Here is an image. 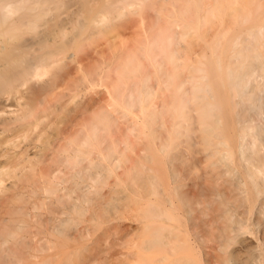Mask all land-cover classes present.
<instances>
[{"label": "rangeland", "instance_id": "rangeland-1", "mask_svg": "<svg viewBox=\"0 0 264 264\" xmlns=\"http://www.w3.org/2000/svg\"><path fill=\"white\" fill-rule=\"evenodd\" d=\"M62 1L63 3L59 7H56L53 3L49 4L46 14H44L41 19V24L67 26L66 28L70 34L77 33L80 37L79 42H73L71 46H69V51L85 55L94 54L95 56V61L93 63L96 67L95 80L90 81L91 66H86L85 71H83L80 106L84 108V112H86L85 110L88 107H86L85 104L90 96L96 94L94 96H97L98 102L103 99L98 106V124L100 125H97V137L100 143H98V139L96 141L99 144V149L96 150L97 145H95L96 149L91 148L92 150L90 149L89 151H97V153L92 152L93 154H91L90 152L87 154L89 156L87 157V155H85L84 159H86L83 160L85 171L83 175L87 177L86 174H88V180L83 176V180L85 181L82 180L79 184V187L81 185L82 187H66L67 189L62 190V192L61 190L57 191L58 193L61 192L62 195L59 194L62 199L58 198V201H56V196H54L53 193V195L51 194L52 196L50 195L49 197L51 199H46V201L43 202L44 205L46 202H53L54 204H51L52 209H58L55 213L53 212L54 209L52 210L50 208L52 210V214L50 215L53 218L51 219L54 220V218H56L53 222L50 221L51 223L49 225L52 224V227H56L57 224L55 222H58L57 220L60 221V219L67 218L69 221L66 219L65 226L67 227L66 231L69 229L68 235L70 232L72 233L78 230L79 226V230H81L83 226L82 229L85 230L86 225V229L88 230H85L84 233L92 230L87 234L85 233V237L81 236L82 239H79V241L66 237L65 256H69L66 257L67 259L64 264H71V262L72 264H82L81 261L84 262L83 264H89L90 259H88V257L93 259L90 264L94 262L103 264V259L104 264L110 263L109 261H111V259L113 263L117 262L116 264H118L119 261L120 264H124L123 259H125L124 262L126 261V264H225V243L231 245L229 247L227 245L230 251L235 248V250H238V252L236 250L238 255L243 253L240 255L241 257L237 255L238 259H234L235 261L231 260L232 263L230 260L227 261L228 264H234L236 260L239 261V259L241 263L237 261V264H264V235H262L264 234L262 233L264 230V226L262 227V225H264V211H260L264 210V207L261 209V207L264 206V157L261 160V164L257 157H254L255 161L252 162V160H254L253 158L246 160V157L243 156L245 154L241 155V153H239L235 145L239 125L233 123V127L229 126L230 129L226 128V130L230 132L231 135H229L231 137L227 136L224 138L225 144L228 143V145H220L219 150L221 152L230 151L231 147L234 153L232 154V152H230L232 156L226 159L225 162L217 164L216 166L211 165L215 157L207 156L205 153L206 151L201 149L202 145H198L199 148H197V153H193V151L185 149L183 146L184 143L179 144L181 149L186 150L185 156L191 165V173H185L186 176L184 175V177L186 178H184L182 182V184H184L180 189L189 200V206L188 204L183 205L177 188L170 183L169 174L175 166L174 163H172L171 159L157 147L159 141L158 133L160 131L162 134L165 132L164 128L169 125H167L165 121H167L168 118H172L170 115V104L167 102L168 98L166 99V93H170L173 88V83H171L172 78L168 81L170 89L163 88V80L165 79L164 73L172 75L173 64L171 61L165 60L160 53L162 46L161 37H163L167 31L170 33L176 32L180 35V38L176 41L174 46L177 49V56L179 55L177 60L179 62V69L182 71L181 73L183 75L188 73L189 67L195 65L198 59H201L203 63L207 64L206 66H209L210 68H208L211 69V67H214L212 62L217 55L220 57L221 65L225 67V36L222 38L217 48L214 46V43L217 40L218 32H220L224 26L228 33H232L233 30L236 29L237 31L240 30H238L235 23L230 22L231 19H229V15L225 14V8L228 7L227 11L231 12L234 8L242 7L244 1L142 0L140 3L129 4L121 13L109 19L92 23L84 29L79 28L78 21L80 18L84 19L88 12L80 5L78 0ZM99 1L100 0H91V3L96 5ZM217 1H221V4H218L219 6L221 5L220 9L215 5ZM259 3L261 8L264 9V0H259ZM73 10L75 12H73ZM182 10H184V12H182ZM212 11L214 12L213 14L211 13ZM150 13L153 15H150ZM126 32H128V34ZM103 44L105 45L103 46ZM150 47H154V51L157 53L150 55ZM260 49L261 51L264 50V36L261 40ZM194 59L196 61H194ZM134 65H137L136 71L132 76H126L125 72ZM149 71H151V73ZM208 73H210L208 76H210L209 79L216 91L222 95V98L225 97L226 99L224 83L220 79L218 80L222 73L221 70H208ZM217 74H219V76H217ZM257 81L263 82L262 85L264 84V81H262L259 76ZM92 82L95 83L92 84ZM142 85L147 88V91H151L147 98L145 94L140 95L138 92ZM217 85H219V87H216ZM261 89L262 90L259 92L264 94V86H262ZM128 94H133V96L135 95L138 97V101L134 102V105L133 103H125ZM163 96L165 97L163 98ZM157 102H161L163 105L158 103L160 105L159 107V105L157 106ZM66 104H69V106L67 105V107L65 105L64 109L58 113L57 123L65 118L70 120L73 116V108L77 107L75 106V100L72 101L71 99ZM87 104H89V101ZM84 105L85 107H83ZM69 107L72 108L70 109ZM158 107L161 108V110L159 109L158 111ZM68 108L71 111L68 110ZM7 109L11 110L13 107L9 106ZM76 110L77 108H75V111ZM263 110H261V112H263ZM150 112L154 113L152 124L149 123V119L151 118L149 115ZM158 112H160L159 115ZM261 112L259 113L263 115L264 112ZM108 113H111L112 117L114 115V118H111V114H109V116ZM194 113V111L190 112L191 115ZM254 113L255 112L250 111L245 115L246 124H250V120H253L251 125L253 122L254 124H259V121L264 118L263 115V117L258 120V116L256 117V113ZM256 115L259 114L257 113ZM164 117L168 118L165 119ZM228 119L231 120V117H228ZM228 119L226 118V108H224V123H227ZM111 120L113 121L111 122ZM191 121L192 118L191 120L188 119L186 122L191 123ZM62 122H60V124ZM157 122L160 123L158 124ZM168 122L170 123V120ZM66 123H62L61 125L58 124L59 128ZM160 124L162 126H160ZM227 125H229V123ZM126 127L129 129H126ZM132 127L138 129L132 132V130H134ZM140 127H142V130H139ZM122 128H125L126 131L128 130L127 132L130 134L127 135L128 133L126 134V131H123ZM86 129L87 128H85L84 131L85 135L88 136L86 139L90 141L89 137H91V135ZM114 130L115 132H113ZM122 131L125 134H123ZM139 132H142V135ZM115 134L119 137H114ZM118 134H121V136ZM117 138L120 139L117 140ZM184 138L185 137L182 135L176 140L181 142ZM218 140L221 142L220 139H215L216 142ZM258 140L255 141V147H257L258 153H261L260 155L262 156L264 153L262 154L260 150L262 149L264 152V141L262 140L259 142ZM259 143H261V148L258 145ZM191 153H193V155ZM94 154L95 156H93ZM94 158L95 161H97L95 169L93 168L94 163H92V167H89L91 165L89 164L90 162H88L90 161L89 159L94 160ZM248 162L251 165L247 164ZM94 171L96 172L95 174H93ZM181 171L185 172V168L182 167ZM89 172L92 174H89ZM97 172L98 179L94 176L97 175ZM137 174L139 175V180H137ZM149 174L156 179L153 185L154 188L152 185L150 186L151 183L148 182L147 179L146 183L144 181L139 183L140 179H143V176L146 175L147 177ZM253 174L256 176L251 177ZM262 177L263 179H261ZM89 178L92 180L95 178L97 181L93 180V182ZM144 185L146 188L147 186L150 187V189L146 190ZM59 194H57V196ZM74 204L80 207H77L79 208L78 210L76 209L77 211H75V207L72 209ZM41 207L43 208L42 205ZM41 207L39 208V212L42 213V215H47L46 211H48L50 206H47V209L43 208L46 211H41ZM148 208L153 211L155 210L154 213L157 215L155 214L156 216L151 215L147 217L145 211ZM59 209L60 211L64 209L68 215L65 214L66 212L64 213L65 215L61 213L58 214ZM69 214L71 215L69 216ZM257 216L262 217V219L260 220L259 217L256 218ZM44 217L45 216H41V218ZM229 220L231 222H229ZM255 222H257V224ZM258 222L260 223L258 224ZM156 224L158 225L156 226ZM91 226L93 229L90 228ZM109 226L110 228L113 227L112 229L114 230L119 229V232L116 230L117 233L113 234L114 230L112 231ZM158 226L161 227V240L164 238L163 240L165 242L163 243L162 240V246L154 247L145 245L148 240L150 241V238L153 239V234L151 233L153 232V228H158ZM225 226L228 228L227 231H230L228 233V235H230L228 242L225 241ZM75 228L77 229L75 230ZM123 228L128 229L130 233H126L127 230L125 229L123 231ZM102 230L103 232L107 230V235L109 234L108 244H106V246L103 245L104 251L102 250L103 246H101V243L104 241L103 238L107 239V235L103 233ZM76 232L74 234H76ZM21 233L23 232L21 231ZM71 233L70 236L75 238L76 236L72 233L73 236H75L73 237ZM77 234V237L81 238L79 233ZM20 236H23V234H20ZM101 236L102 238H98ZM246 236L248 241L246 240ZM249 236L251 237L249 238ZM242 238H245L244 241H246L242 242ZM110 241L112 243H110ZM114 242L115 246L113 245ZM10 245L12 244L10 243ZM15 246H17V250H19V244ZM91 246L94 247L93 251L91 250ZM245 246L247 249H245ZM85 248L86 250L88 249L87 252L83 250ZM239 249H241V251H239ZM70 250L73 251H71V254L69 253ZM90 250L92 251L91 254ZM247 252H250L249 254L251 256L255 253L256 256L254 257L256 261L254 260L251 262V260L248 259L250 255ZM94 253L95 255H92ZM100 253H102L103 256H101ZM110 254L113 255L110 256ZM258 255H260L262 259ZM76 256H78L79 261L75 258ZM96 256L97 258H95ZM99 256L103 259L100 257L101 260L98 261ZM106 256L108 259L110 257V259L104 258ZM130 257L133 258L128 260ZM242 257L250 262H245ZM115 258H117V260Z\"/></svg>", "mask_w": 264, "mask_h": 264}, {"label": "bare ground", "instance_id": "bare-ground-1", "mask_svg": "<svg viewBox=\"0 0 264 264\" xmlns=\"http://www.w3.org/2000/svg\"><path fill=\"white\" fill-rule=\"evenodd\" d=\"M140 1L142 0H100L96 5H93L91 0H78L80 5L88 12L84 19L80 18L78 21L79 28L84 29L92 23L109 19L110 17L121 13V11L127 5L140 3ZM243 1L242 7L240 6L239 8H234L231 12L227 11L228 7L225 8V14L229 15V19H231L230 22L235 23L238 30H240L237 31L236 29L233 30L232 33H228L224 26V28L218 32L216 38L217 40L214 43V46L217 48L222 38L225 36V67L221 65V60L218 55L214 59V63L212 62L214 67H211V69H209L210 67L206 66L207 64H204L201 59H198L197 61L194 59L196 64L189 67L188 73L183 75L181 73L182 71L179 69V62L177 60L179 55L177 56V49L174 46L176 41L180 38V35L176 32L170 33L167 31L164 36L161 37L162 46L160 53L165 60L171 61L173 64L172 75L164 73L165 79L163 80V88L170 89L168 81L172 78L171 83H173V88L171 89L170 93H166V99L168 98L167 102L170 104V115L172 118L167 117V119L164 117L167 119L165 122H167V125H169L164 128L165 132L163 134L161 131L158 133L159 141L157 143V147L161 152L169 157L172 163L175 165L169 174V179L170 183L177 188L180 200L183 205L188 204L189 200L187 199L185 193H183L180 189L184 184H182L184 178H186L184 177L185 173H191V165L185 156V149L191 150L194 153L197 151V148L202 145L201 149L206 151L205 153L207 156L215 157V159H213L211 162L212 166H216L217 164L225 162V160L230 158L234 152L231 147L230 151L227 150L221 152L219 147L220 145H228V143L225 144L224 138L230 136L231 134L226 130V128L230 129L229 126L233 127L234 123L239 125L237 139H235V145L238 148L239 153H241V155L245 154L243 156L246 157V160L253 158L254 160H252V162L255 161L254 157H257L261 163V160L264 157V155L261 156V153H258V149L255 147V141L258 139H261L258 140L259 142L262 140L264 141V118H262L263 120L261 119V117L264 115V94L259 92L262 90L261 88L264 86V84L262 85L263 82H259L260 80L257 81L258 76L262 81H264V77H261L264 76V50L261 51L260 49L261 40L264 36V9L261 8L259 0ZM218 2L219 1H217L215 5L218 9H220L221 5L219 6L218 4H221V1L219 3ZM234 2H236V0H234ZM50 3H53L56 7H59L62 5L63 1L0 0V264H64L67 259L66 257L69 256H65V246L67 243L66 237L79 241V239H82L81 236L85 237V233L87 234L90 231L89 230L88 232L86 231L84 233L85 230H88L86 229V225L85 230L82 229L84 226L81 228L83 231L79 230V226L78 230L75 228L77 232L74 230L76 234H74L75 232H72L76 237L70 232L71 235L75 237L72 238L70 233L68 235L69 229L66 231L67 227L65 226V222L67 218L60 219V221L57 220L60 224L55 222L58 226L56 225V227H52V224H49L56 218L52 220L53 218L50 214H52L51 211L53 209V212L55 213L58 209H52L51 204H54L53 202H46L47 205H44L43 203L46 201V199H51L49 197L51 194L53 195V193L54 196H56V201H58L57 199L61 198L62 190H66V187H82V185L79 187V184L82 182L83 176L86 177L83 175L85 172L83 160L86 159H84V157L91 152L89 151L91 148H95V145H97V149H95H99L98 143H100V141L97 137V125H100L98 124V106L103 100L102 99L98 102L97 96H94L96 94H93V96H90V100H87V103L89 101V104H85L86 107L88 106L87 109L85 108L86 112H84V108H81L80 94L82 91L83 71H85L86 66H91V72L89 76L91 77L90 81L95 80L96 67L93 64L95 61V56L94 54L85 55L69 51V46H71L73 42H79L80 37L76 32V34H70L66 28L67 26L63 27L41 24V19L43 15L46 14ZM184 10H182V12H184ZM73 12L75 11L73 10ZM211 13L213 14L214 12L212 11ZM150 15L153 14L150 13ZM126 33L128 34V32ZM104 45L105 44H103V46ZM149 52L150 55L157 53L154 51V47H150ZM136 69L137 65L130 67L128 71L125 72V75L129 77L132 76ZM214 69L218 71L221 70L222 72L220 76L219 74H217V76H219L218 80L220 79L224 83L226 99L225 97L222 98V95L216 91L214 85L209 79L210 76H208V74L210 75V73H208V70ZM149 72L151 73V71ZM93 83L95 82H92V84ZM216 87H219V85ZM138 92L140 95L145 94L147 98L151 91H147V88L142 85L140 91ZM164 97L165 96H163V98ZM71 99L72 101L75 100L76 105H74L77 107H74V110L72 109L73 116L70 118V120L65 118L66 121L63 119L62 122L59 119L62 123L67 122L65 125L60 126L59 128V125L62 123H57V115L64 109L65 105L69 106V104L66 103ZM137 101L138 97L135 95L133 96V94H128L125 99L126 104L133 103L134 105V102ZM158 103L159 102H157V106L159 104L163 105L161 102L159 104ZM85 105L83 107H85ZM9 106L13 107V109L8 110L7 107ZM159 107L157 108L158 111L159 109L161 110ZM69 108L68 110H70L72 107L70 109ZM75 108H77L76 111ZM224 108H226V118L228 119V117H231V120L228 119L229 122L227 120V123H224L223 120ZM261 110H263V112H261ZM192 111L195 112L193 115L190 114ZM250 111L261 115L259 116L254 113L256 117L258 116V120L261 119L259 121L261 124H254L253 122L251 125L253 120L249 121L251 122L250 124L245 123V115ZM259 112L263 113V115ZM109 114L111 113H108V115ZM159 114L160 112H158V115ZM149 115L151 117L149 119V123L152 124L154 120V113L150 112ZM111 118H114V115L112 117L111 114ZM191 118V123H187L186 121L188 119L191 120ZM169 120L170 123L168 122ZM112 121L113 120H111V122ZM228 123L229 125H227ZM160 126L162 125L160 124ZM127 127L126 129H129ZM85 128H87L86 130H88L91 135V137H89L90 141L89 139H86L88 136L85 135ZM132 128H134L132 132L138 129H136V127ZM141 128L142 127H140L139 130ZM126 129L124 128L123 131H126ZM123 131V134L128 133V130L125 133ZM113 132H115V130ZM139 133L142 135V132ZM129 134L130 133L127 135ZM118 135L121 136V134ZM182 135L185 137L184 140L178 142L176 139L180 138ZM114 137L119 136H116L115 134ZM97 139L98 143L96 141ZM118 139L120 138H117V140ZM215 139H220L221 142L219 140V142H216ZM180 143H184L183 146L185 149L180 148ZM258 145L260 146L261 143ZM261 150L260 152L263 154L264 152ZM92 152L97 153V151ZM92 152L91 154H93ZM230 152H232V154ZM193 153L191 154L193 155ZM88 156L89 155H87V157ZM93 156H95V154ZM89 160L90 161H87L90 162L89 164L91 166L88 164L87 165L92 167V163H94L93 168L95 169L97 161H95V158L94 160ZM247 164H249V162ZM182 167L185 168V172L181 171ZM90 173L91 172H89V174ZM95 173L96 172L94 171L93 174ZM86 175L88 177V174ZM149 175H147V177L146 175L143 176V179L141 178L142 180L140 179L139 183L143 181L146 183L147 179V181L151 183L150 186L152 185L154 188L153 185L156 179L151 177L152 175ZM94 176L97 178L98 172L97 175ZM136 176L138 177L139 175L137 174ZM254 176L256 175L253 174L251 177ZM87 177L86 179L88 180ZM95 178H93L94 181L96 180ZM261 179H263V177ZM137 180H139V177ZM145 185L144 188L149 190L150 187L147 186L146 188ZM59 190H61V192H59L61 195L57 192ZM57 194L59 195L57 196ZM41 205L46 209L49 206L50 207L48 211H46L41 207ZM74 205L72 209L75 207V211H77L80 207L77 204ZM189 205L190 204H188V206ZM40 207L41 211H46L47 215H42V213L39 212ZM263 207L264 206H262L261 209ZM154 211L148 208L146 209L145 214H147V217L151 215L156 216L157 214L154 213ZM260 211L263 212L264 210ZM65 212L66 211L64 209L61 211L59 209L58 214L61 213L63 215ZM65 214H67V212ZM70 215L71 214H69V216ZM41 216L45 217L41 218ZM260 216H257L256 218L259 217L261 220L262 217ZM67 221H69V219H67ZM229 222L231 221L229 220ZM255 223L257 224V222ZM259 223L260 222H258V224ZM157 225L158 224H156V226ZM263 226L264 225H262V227ZM90 228L93 229L92 226ZM112 228L110 229L113 231L114 229ZM160 228L161 227L159 226L158 228H153V232L151 231V234H153V239L150 238V241L148 240L145 245L154 247L160 245L162 246L161 242L164 238L161 240L162 232L160 233ZM226 228L227 226H225V241L228 242L230 237L228 233L230 231L228 232V228ZM124 229L127 230L126 233L129 232V230L126 228H123V231ZM116 230L113 231V234H116L119 229L117 231ZM21 231L23 233H21ZM106 231L103 232L102 230V232L107 235ZM77 233H79L81 238L77 237ZM262 233H264V230ZM20 234H23V236H20ZM102 236L98 238H102ZM108 237L109 234L107 235V239L103 238L104 241L101 243V246H106V244H108ZM250 237L251 236H249V238ZM244 239L245 238H242V242L246 241H244ZM164 242L165 241L163 240V243ZM10 243L12 245H10ZM110 243L112 242L110 241ZM17 244H19V250H17L18 248L15 246ZM113 245L115 246V242ZM227 245L228 244L225 243V264H228L227 261L229 260L232 263L234 259H238V250L236 249V252L235 248L233 247L234 249L230 251L227 248ZM92 246L91 250L93 251L94 247ZM229 246L231 245H228V247ZM86 248L83 250H86ZM103 248L104 246L102 247V250L104 251ZM245 249H247V247ZM91 250L90 254L92 253ZM71 251L72 250L69 252L70 254ZM239 251H241V249H239ZM92 255H95V253ZM100 255L103 256L102 253H100ZM112 255L110 254V256ZM240 255L238 256L241 257ZM97 256L95 258H97ZM101 256L98 257V261L103 259ZM254 256H256L255 253H253V256H248V259H250L251 262L254 260L256 261ZM75 258L78 259V256ZM104 258L108 259L107 256ZM131 258L133 257L128 258V260ZM88 259H90V262L93 260L89 257ZM115 259L117 260V258ZM242 259H244L245 262L249 261H246V259L243 257ZM124 260L125 259H123V263L126 264V261L124 262ZM237 261L238 260H236V262ZM102 262L104 264V259ZM109 262L110 263L108 264L117 263H113L112 259ZM119 262L118 264H120ZM81 263L83 264L84 262L81 261Z\"/></svg>", "mask_w": 264, "mask_h": 264}]
</instances>
